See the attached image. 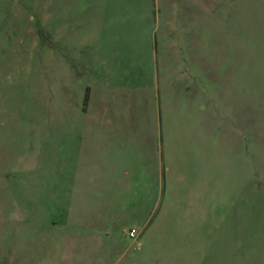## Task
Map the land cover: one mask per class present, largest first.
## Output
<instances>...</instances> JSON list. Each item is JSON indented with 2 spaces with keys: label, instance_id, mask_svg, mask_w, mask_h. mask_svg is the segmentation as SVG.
Returning a JSON list of instances; mask_svg holds the SVG:
<instances>
[{
  "label": "rangeland",
  "instance_id": "obj_1",
  "mask_svg": "<svg viewBox=\"0 0 264 264\" xmlns=\"http://www.w3.org/2000/svg\"><path fill=\"white\" fill-rule=\"evenodd\" d=\"M106 70L136 128H161L166 156L176 145L177 174L147 206L112 183L79 215L55 164ZM167 100L179 112L165 123ZM4 244H104L96 264H264V0H0V264Z\"/></svg>",
  "mask_w": 264,
  "mask_h": 264
},
{
  "label": "crops",
  "instance_id": "obj_2",
  "mask_svg": "<svg viewBox=\"0 0 264 264\" xmlns=\"http://www.w3.org/2000/svg\"><path fill=\"white\" fill-rule=\"evenodd\" d=\"M104 74L102 82L108 88L104 86L97 92L95 111L84 114L87 126L79 130H66V137L71 136V141L67 140L66 145L71 149L66 150L60 165L55 164L57 169L62 168L60 173L65 174L63 181L59 180L58 184L65 185L64 195L67 194L66 199L71 204L70 211H79V215L84 214L94 198L98 201V193L102 194L104 188L112 183L125 185V188L127 186L130 197L139 196L138 199L145 202L142 206H147L159 200L160 196L162 199L168 173L172 171L173 180L177 174L176 145L169 144V155L166 156L162 141L158 144L156 139L161 128L159 132L151 128L148 131L138 130L131 117L135 105L131 104L129 91L120 92L116 88L118 80L111 76L109 70ZM94 93L90 95V103ZM172 108L174 111L170 110L167 100L164 106L165 123L169 117L175 119L179 112L177 107ZM167 133L169 141L172 139L174 142L170 129H167ZM76 145L83 153L74 161L72 150ZM70 156L73 160H70ZM51 185L48 183L47 187L49 200L55 198ZM2 248L6 252V264H54L56 254L61 250L62 255L57 264H93L94 261L96 264L97 249L104 248V244H4Z\"/></svg>",
  "mask_w": 264,
  "mask_h": 264
},
{
  "label": "built area",
  "instance_id": "obj_3",
  "mask_svg": "<svg viewBox=\"0 0 264 264\" xmlns=\"http://www.w3.org/2000/svg\"><path fill=\"white\" fill-rule=\"evenodd\" d=\"M130 236H131V237H135V232L132 231V232L130 233Z\"/></svg>",
  "mask_w": 264,
  "mask_h": 264
}]
</instances>
